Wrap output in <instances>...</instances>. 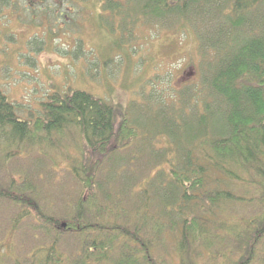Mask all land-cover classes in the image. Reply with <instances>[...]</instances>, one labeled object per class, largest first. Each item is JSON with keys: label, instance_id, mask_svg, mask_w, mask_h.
Wrapping results in <instances>:
<instances>
[{"label": "trees", "instance_id": "1", "mask_svg": "<svg viewBox=\"0 0 264 264\" xmlns=\"http://www.w3.org/2000/svg\"><path fill=\"white\" fill-rule=\"evenodd\" d=\"M100 1L95 29L128 38L112 49L149 24L192 31L201 77L178 89L171 114L165 98H148L153 132L131 116L142 108L135 97L122 109L85 89L55 92L35 121L0 89V152L18 149L0 153V168L24 146L51 147L53 132L61 141L76 131L83 148L69 161L75 188L57 191L59 212L44 202L40 172L0 183V202L19 208L0 225V264H264V0ZM227 236L240 256L224 247Z\"/></svg>", "mask_w": 264, "mask_h": 264}, {"label": "rangeland", "instance_id": "2", "mask_svg": "<svg viewBox=\"0 0 264 264\" xmlns=\"http://www.w3.org/2000/svg\"><path fill=\"white\" fill-rule=\"evenodd\" d=\"M100 2L9 0L6 3L0 0V89L18 105L22 117L32 120L41 115L42 102L55 92L85 89L122 109H126L131 98L135 97L143 102L142 108L140 111L132 108L131 116L134 119L139 117L141 125L153 132L155 127L149 120L154 116L151 110L156 108V100L148 102V98H165L164 103L169 106L166 108L164 104L161 110L170 113L171 103L175 98L179 101L178 89L199 81L201 77L197 37L192 31L185 35L149 24L135 29V38L124 44L122 49H112L116 36L126 42L128 38L119 32L111 36L108 31L95 29V23H99L97 12H100ZM261 12L264 15L262 7ZM77 41L81 42L84 50L80 55ZM192 122L191 119L185 120L183 127H194ZM215 122L221 123V120L209 121L210 124ZM52 134L54 143L51 141V147L34 145L30 151H26L25 146L21 148L18 156L8 161L7 167L0 168V183L5 185L12 176L18 177L16 170L26 171L27 168L35 174L40 172L44 202L52 212H59L66 199L57 191L71 192L75 188L69 161L79 157L83 148L79 145L81 138L76 131L66 132L61 141L54 132ZM3 146L0 153L4 155L17 149L8 143ZM150 150L151 147L148 152ZM51 173L53 178L49 179L47 174ZM248 209L242 208L241 214ZM18 211L19 208L8 202H0V225L6 221L8 213ZM253 211L258 210L251 208L250 214ZM228 212L239 215L231 209ZM23 231H19L12 240L15 250H19V243L22 247L25 245ZM30 241L37 243L38 239L35 237ZM223 245L230 247L228 253L233 249L232 252L240 256L243 251L239 253L238 242L228 236L224 238ZM199 263L209 264L206 260ZM218 263L222 264V259Z\"/></svg>", "mask_w": 264, "mask_h": 264}, {"label": "water", "instance_id": "3", "mask_svg": "<svg viewBox=\"0 0 264 264\" xmlns=\"http://www.w3.org/2000/svg\"><path fill=\"white\" fill-rule=\"evenodd\" d=\"M63 225L65 226V225H66V223H63Z\"/></svg>", "mask_w": 264, "mask_h": 264}]
</instances>
